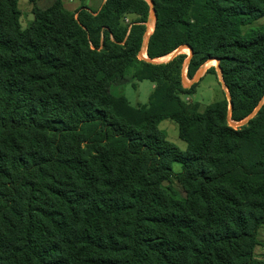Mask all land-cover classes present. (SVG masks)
<instances>
[{"label":"trees","instance_id":"obj_1","mask_svg":"<svg viewBox=\"0 0 264 264\" xmlns=\"http://www.w3.org/2000/svg\"><path fill=\"white\" fill-rule=\"evenodd\" d=\"M19 1L0 0V264H264V25L245 31L264 0H152L143 62L147 0H56L29 30ZM182 47L189 79L220 61L232 110L182 100L187 56L151 62ZM141 68L156 88L134 107L111 89Z\"/></svg>","mask_w":264,"mask_h":264},{"label":"rangeland","instance_id":"obj_2","mask_svg":"<svg viewBox=\"0 0 264 264\" xmlns=\"http://www.w3.org/2000/svg\"><path fill=\"white\" fill-rule=\"evenodd\" d=\"M56 0H38L36 4L30 2L29 0H20L18 3L20 10V22L24 30H29L31 25L35 20V10L37 7L42 9H47L54 4ZM149 3L150 1L147 0ZM67 8L73 11V7H87L91 6L90 2H81L79 0H63ZM102 0H99V3ZM72 5V6H71ZM151 5V4H150ZM37 6V7H36ZM71 6V7H70ZM78 9L74 10L76 12ZM152 14V12H151ZM133 17H128L125 21L132 20ZM264 25V19L257 21L250 25L245 31H256ZM155 20L150 19L148 22L147 33L149 36L154 32ZM154 29V30H153ZM153 30V31H152ZM148 40L145 39L142 52L139 54V61H150L147 57H144V52L146 50ZM188 49V50H187ZM147 53V51H146ZM178 55H185L187 59L185 61V72H184V83L187 88H192L197 85L195 92H189L181 94V98L185 101L189 107L197 105L198 112L202 113L207 107L211 106L215 102L221 101L225 98L229 100L230 95L228 89L223 80V73L220 67V61L218 59L208 60L197 72L193 79L188 77V67L193 57V51L190 47L180 48L170 56L165 58L154 60V64L167 63L171 61ZM152 62V61H151ZM199 75V77H198ZM198 77V78H197ZM156 88V83L152 80L150 72L148 69H131L130 72L123 78L116 80L112 84V91L119 95H124L130 104L134 107H140L142 105H147L149 103V98ZM231 103V102H230ZM264 101L262 102V104ZM261 104V105H262ZM232 110V109H231ZM259 108L253 114V117L258 112ZM251 117V116H250ZM249 117V118H250ZM252 117V118H253ZM248 118V119H249ZM248 119L244 120L247 121ZM242 121V122H244ZM230 126L237 129L241 127L240 123H234L230 121ZM159 129L165 133L167 140L176 146L180 151H187V144L182 141L179 137L178 126L169 120L163 121L159 125ZM173 171L175 174H179L182 171V167L179 164L173 165ZM172 187L178 193L180 199L186 198V192L179 183V181L174 178L172 182ZM258 240L260 245L255 250V256L258 260L264 261V227L259 230Z\"/></svg>","mask_w":264,"mask_h":264},{"label":"water","instance_id":"obj_3","mask_svg":"<svg viewBox=\"0 0 264 264\" xmlns=\"http://www.w3.org/2000/svg\"><path fill=\"white\" fill-rule=\"evenodd\" d=\"M149 1H150L151 6H152L151 20H155V23H156V21H157V15H156V10H155V6H154V2H153L152 0H149ZM154 28H155V26H154ZM152 34H153V33H152ZM152 34H151V35H152ZM151 35H150V36H151ZM150 36H149L148 33L145 34V39L148 40L147 45H146V51H147V48H148V43H149ZM182 48H184V47H182ZM152 62L155 63L154 61H152ZM198 77H199V75H198ZM198 77H197V78H198ZM229 101L231 102V98H229ZM232 106H233L232 103H230V110L232 109ZM259 109H260V108H259ZM252 117H253V115H252L247 121L241 122V125L243 126V125L247 124L248 121H249Z\"/></svg>","mask_w":264,"mask_h":264},{"label":"crops","instance_id":"obj_4","mask_svg":"<svg viewBox=\"0 0 264 264\" xmlns=\"http://www.w3.org/2000/svg\"><path fill=\"white\" fill-rule=\"evenodd\" d=\"M63 1V0H62ZM90 1H92V3H91V6H87L88 8H91V9H93V10H95V11H98V10H100V8L102 7V5L104 4V1L102 0V2H100L99 3V0H90ZM90 1H86V2H90ZM64 3V2H63ZM64 6H65V8L67 9V10H69V11H71V12H73L74 10H76V9H78V7H73L74 9H73V11L72 10H70V9H68L67 8V6H66V4L64 3ZM72 6V5H71ZM70 6V7H71ZM154 30V29H153Z\"/></svg>","mask_w":264,"mask_h":264},{"label":"bare ground","instance_id":"obj_5","mask_svg":"<svg viewBox=\"0 0 264 264\" xmlns=\"http://www.w3.org/2000/svg\"><path fill=\"white\" fill-rule=\"evenodd\" d=\"M153 31V30H152ZM188 50V49H187ZM144 57H147L148 58V55H147V53H146V50H145V52H144V55H143ZM157 61V60H156Z\"/></svg>","mask_w":264,"mask_h":264}]
</instances>
